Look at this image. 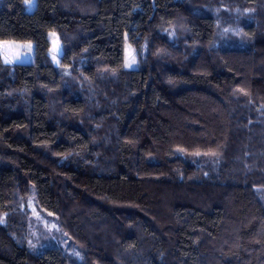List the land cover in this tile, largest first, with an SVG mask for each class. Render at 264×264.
Instances as JSON below:
<instances>
[{
    "label": "trees",
    "instance_id": "1",
    "mask_svg": "<svg viewBox=\"0 0 264 264\" xmlns=\"http://www.w3.org/2000/svg\"><path fill=\"white\" fill-rule=\"evenodd\" d=\"M4 41L0 264H264V0H0Z\"/></svg>",
    "mask_w": 264,
    "mask_h": 264
},
{
    "label": "rangeland",
    "instance_id": "2",
    "mask_svg": "<svg viewBox=\"0 0 264 264\" xmlns=\"http://www.w3.org/2000/svg\"><path fill=\"white\" fill-rule=\"evenodd\" d=\"M26 3V7H27V11L29 13H34L35 9H36V0H25ZM51 34V33H50ZM49 34V40H50V55L51 58L53 60L54 64H58L59 63V59L60 56L62 55V45L60 42V39L58 37V35L55 33V38L58 40V48L57 51L55 53L56 59H53V53L51 51L52 47H53V37ZM30 44L31 45V49L29 50L28 48L25 47V45ZM132 51V54L135 56L136 58V63L133 64L131 67L126 66L125 61H124V66L126 69L128 70H134L138 67V57L135 53V50L132 48V46L128 43V41H126L125 43V49H124V53H125V59H126V49L129 48ZM0 55L2 57L3 62L7 59H9L11 62L5 63V64H27V63H31L34 60V55H35V44L33 42H25V43H20V42H14V41H4V42H0ZM28 209L31 213V215L33 217H35L36 219H40V214L39 211L37 210L34 202L32 200L29 201L28 204ZM43 226L46 229H54L55 228V223L52 221H48V220H43Z\"/></svg>",
    "mask_w": 264,
    "mask_h": 264
},
{
    "label": "snow or ice",
    "instance_id": "3",
    "mask_svg": "<svg viewBox=\"0 0 264 264\" xmlns=\"http://www.w3.org/2000/svg\"><path fill=\"white\" fill-rule=\"evenodd\" d=\"M50 35L53 37V41H52L53 47H52L51 51L53 53V59L55 60L56 59L55 53H56L57 48H58V40L55 38V33H51ZM25 47L28 48L29 50L31 49V45L30 44L25 45ZM5 62L8 63V62H11V61L6 58ZM135 63H136V58L132 54V51H131V49L129 47V48L126 49L125 64H126V66L131 67Z\"/></svg>",
    "mask_w": 264,
    "mask_h": 264
},
{
    "label": "crops",
    "instance_id": "4",
    "mask_svg": "<svg viewBox=\"0 0 264 264\" xmlns=\"http://www.w3.org/2000/svg\"><path fill=\"white\" fill-rule=\"evenodd\" d=\"M4 60V59H3ZM5 62V61H4ZM6 63V62H5ZM28 64V63H27Z\"/></svg>",
    "mask_w": 264,
    "mask_h": 264
}]
</instances>
